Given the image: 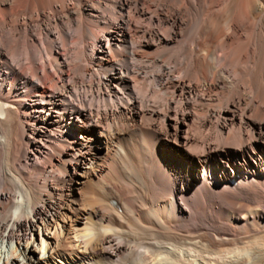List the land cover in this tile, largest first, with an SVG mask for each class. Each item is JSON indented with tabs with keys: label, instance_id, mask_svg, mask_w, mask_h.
<instances>
[{
	"label": "bare ground",
	"instance_id": "obj_1",
	"mask_svg": "<svg viewBox=\"0 0 264 264\" xmlns=\"http://www.w3.org/2000/svg\"><path fill=\"white\" fill-rule=\"evenodd\" d=\"M0 264H264V0H0Z\"/></svg>",
	"mask_w": 264,
	"mask_h": 264
},
{
	"label": "rangeland",
	"instance_id": "obj_2",
	"mask_svg": "<svg viewBox=\"0 0 264 264\" xmlns=\"http://www.w3.org/2000/svg\"><path fill=\"white\" fill-rule=\"evenodd\" d=\"M102 45H106V41H102ZM232 179H230V180H228L227 182L230 184V185H232V181H231Z\"/></svg>",
	"mask_w": 264,
	"mask_h": 264
}]
</instances>
